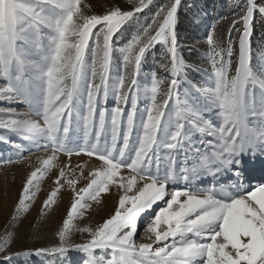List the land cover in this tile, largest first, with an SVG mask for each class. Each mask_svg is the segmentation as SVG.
I'll return each instance as SVG.
<instances>
[{
  "label": "snow or ice",
  "instance_id": "snow-or-ice-1",
  "mask_svg": "<svg viewBox=\"0 0 264 264\" xmlns=\"http://www.w3.org/2000/svg\"><path fill=\"white\" fill-rule=\"evenodd\" d=\"M41 3L64 9L65 15L51 20L42 13ZM154 3L155 0H125L121 5L104 0V11L95 14L94 6L82 0H0V77L6 82L5 87H0V101H26L31 80L44 82V106L39 118L30 109H8L2 113L6 118H0V129L26 138L37 152L44 149V155L37 156L32 165L34 170L24 177L10 222L0 233L3 264H12L14 259L10 248L19 239L15 231L19 214L28 210L27 202L34 199L33 188L38 187V180L53 170H58L53 180L55 187L41 210L50 208L65 186L70 190V207L56 232L58 245L29 255L63 254L74 249L88 254L85 264H264V183L248 187L244 184L246 179H264V106L258 112H250L247 107L248 88L258 84L264 89V75L251 68L252 21L257 11L264 16V2L244 0L242 8L233 15L227 41L214 31L206 37L211 48L210 78L215 86L205 89L204 95L222 108L221 125L214 126L200 111L184 115L178 104L174 131L164 139L158 133L169 98L180 82L176 74L183 67L177 58L175 32L181 0H168L156 7L150 23L133 33L123 46L113 39L126 23ZM237 25H242L243 30L235 41L231 32ZM43 27L54 30L55 36L50 63L41 69L28 55L27 41L31 30ZM237 43L238 64L231 70ZM157 44L164 48L165 61L171 57V68L167 62L159 67L164 72L171 71L173 78L168 83L167 78L153 73L150 87H142L138 76L144 57ZM114 53L122 58L123 71L113 81ZM85 68L90 69V78L83 117L84 142L78 148H70L66 137L71 125V104ZM142 95L150 104L144 109L146 118L138 119ZM109 96L116 101L110 109L101 102ZM250 116L258 117V122L251 124ZM184 120L201 133L202 139L205 134L212 138L205 140L208 150L195 152L191 168L185 167L182 172L173 169L171 155L163 174L159 167L155 172L150 170L154 158L159 165L161 147L171 153L182 146V141L190 139L191 129L186 131ZM0 140L6 137L0 136ZM15 147L18 160H0V169L16 162L28 163L20 154V145ZM61 155H86L89 162L69 167L71 160L65 164L59 159ZM223 172L234 178V183L229 184L234 191L221 187V198L214 187H169L181 178L189 182L201 175ZM80 182L82 187H78ZM109 197L113 210L107 218L95 227L76 228V217L94 205L102 208ZM150 211L154 215L141 226L142 215ZM74 228L88 233L87 242L71 243ZM138 230H142L141 238L151 243L137 244ZM109 249L119 253V259L106 261L93 255L94 250ZM136 255L143 261L131 260Z\"/></svg>",
  "mask_w": 264,
  "mask_h": 264
},
{
  "label": "rangeland",
  "instance_id": "rangeland-1",
  "mask_svg": "<svg viewBox=\"0 0 264 264\" xmlns=\"http://www.w3.org/2000/svg\"><path fill=\"white\" fill-rule=\"evenodd\" d=\"M189 1V5H186L187 11H189L186 16L188 25L185 28L187 29L189 26L190 28L181 35L180 41L177 39V58L183 64L181 70L176 74V79L180 82L175 89L174 95L169 98V103L165 108V117L162 119V127L158 133L160 139L166 138L174 131L173 121L176 119L178 104L182 114L185 113L187 115L190 112H194L199 104V100L205 97L204 90L215 86L214 79L210 78L212 75L211 48L207 44L206 37L209 35L210 31L215 29L216 19L219 16V12L225 8L224 4L227 6H239V9H241L244 4V0H203L195 2L196 4L192 6V0ZM224 1L227 3L223 4ZM82 2L93 5L95 14H102L104 11V0H82ZM114 2L120 3L121 5L125 4V0H114ZM167 2L168 0H155L154 5L150 9H145L143 12L139 13L137 17H134L124 25L113 37L114 41L120 46L128 43L133 33L150 23L155 8ZM261 2H263V0H257V3ZM40 9L45 16L53 21L60 20L65 15L64 9H60L48 3H41ZM259 19H262L264 24V16H261L257 11L254 13L252 30L253 23L255 20ZM237 29L234 28L232 30L233 34L231 35L233 36L232 39L235 41H238L239 33L243 30L242 25H237ZM54 36V30L47 27L34 28L29 32L27 52L30 59L38 62L41 69L46 68L50 63L52 40ZM217 51H219V49H217ZM238 55L239 47L237 43L232 56L231 70H235L237 67ZM114 57V64L111 70V78L113 81L123 71L122 58L120 59L119 53H114ZM227 58V55L224 54V59ZM88 60L90 63V57ZM163 62H167L169 68H171L170 55L167 61H165L164 48L162 45L157 44L144 57L141 72L138 76L142 87H150L151 74L153 73H155L158 78H167L168 83H171L173 78L171 71L164 72L159 67V64ZM251 68L254 69L256 73L264 75V38L261 39L260 43L254 48H251ZM89 78L90 69L85 68L80 88L71 104V123L75 121L74 123L76 124L75 130L71 132L69 129L67 133L66 143L70 148H78L84 142L85 129L83 117L86 112V92ZM13 83H15V81H13ZM5 86V79L0 77V87ZM16 86L19 88V84ZM166 87L167 85H165V88ZM260 94L264 95V89L258 84H253L248 88L247 95L255 97ZM101 102L109 109L116 103L112 96H109L107 101ZM148 104H150V100L142 95L138 101V119L141 117L146 118L144 109ZM16 106H20L23 109L26 108L25 110L27 111L30 109L34 116L39 118L44 106L43 80L37 78L31 80V89L30 92L27 93L26 101H14L12 103L0 101V118H6L2 117V113L8 109H15ZM99 107L100 105L98 103L97 111H99ZM129 107L130 104L126 105V109ZM250 117L251 121L258 122V117ZM72 127L74 128V126ZM72 127L70 128L72 129ZM189 136V140L182 141V146L173 150L171 153H169V150L166 148L161 147L158 152L160 157L159 165H157L154 158L152 169L150 170L155 172L157 167H159L160 173L163 174L169 165V156L171 155L173 157V169L178 173L182 172V170L189 165L194 151H200L199 145L201 144V140L199 137L195 136L193 130L190 131ZM135 137L136 132L134 131L132 137L133 141H135ZM8 140L9 141L0 140V160L12 159L17 161L18 150L15 146L20 145V154L28 163L16 162L6 169H0V233L4 231L6 224L10 222V213L14 210L24 177L27 173L34 170L32 165L36 164L37 156L44 155V149H41L39 154L26 138L19 136L15 139ZM201 148H203V146H201ZM73 156L75 157L76 155ZM82 156L87 157L86 155ZM64 163L67 164L68 161H64ZM77 164L78 163L75 162V165ZM177 167H181V169L176 170ZM57 171L53 170V172ZM53 172L45 174L38 180V187L34 186L33 188V192L35 193L34 199L27 202L28 210L26 212L22 211L19 214V220L15 224V231L19 239H17L10 248V254L14 256L12 264H85V261L88 259L87 253L74 249H69L63 254H28L34 253L37 249L50 248L58 245L59 241L56 232L58 227L62 224L63 219L66 218V210L70 207V190L65 186L57 193L55 203H53L50 208L44 211L41 210L44 200L55 187L53 183L55 179H53ZM152 212L153 211L146 212L145 215H143V218L140 219L141 226H143V220L146 215ZM101 222L98 207L95 205L93 208L85 209L83 215L76 217L74 221L76 228H84L87 226L95 227ZM76 228L72 230L70 237L71 243L80 245L87 242L90 238L88 233L78 231ZM138 233L139 234L135 237L137 244L139 243L138 238L142 230H139ZM93 255L98 258L103 257L106 261L109 259H119V253H114L113 250L110 249L104 251L94 250ZM0 264H3V262H0Z\"/></svg>",
  "mask_w": 264,
  "mask_h": 264
},
{
  "label": "bare ground",
  "instance_id": "bare-ground-1",
  "mask_svg": "<svg viewBox=\"0 0 264 264\" xmlns=\"http://www.w3.org/2000/svg\"><path fill=\"white\" fill-rule=\"evenodd\" d=\"M262 106H264V95L260 94V95L255 96V97L247 95V107H248L250 112H257V111L261 110ZM15 109L17 111H20V112L27 111V110H25L26 108L23 109L20 106H16ZM195 111H200V113L204 117V119L209 120L210 123H212L214 126L219 127L221 125V123H222V108L219 106V104H217V102L209 101L206 97H202L199 100V104L197 105ZM184 115H186V114L184 113ZM249 120H250L251 124H256L257 123L256 121H251V117H249ZM74 122L75 121H72V123L70 125V127L74 126V128L73 127H72V129L69 128L71 132L73 130H75V124L76 123H74ZM183 123L185 124L186 131L189 130V129L193 130L195 136L196 137L198 136L199 139L201 140V144L199 145L200 152L207 151L208 149H206L205 140L212 139V138L208 137L207 135H205L204 139H202L201 133H199V132L195 131L194 129H192V125L188 122V120H184ZM0 136L6 137L5 141H9L8 139H15V138L19 137L20 135L8 132L7 130H4V129H0ZM201 146H203V148H201ZM195 152H197V151H194V153ZM244 158H247V157H242V159H244ZM59 159L62 162L69 161V159H70L71 160V164L69 165V167H71L72 165H75V162H77L78 164H83L85 162H89L88 158L87 157H83V156H80L79 158L77 156H75V157L73 156L71 158L60 156ZM193 159H194V155L192 156L189 165L186 166L187 168H191ZM180 169H181V167H177L176 168V170H180ZM259 169H260V165H259V162L257 161L256 162V174L257 175H259ZM55 171H57V170H55ZM53 173H54V175H53V179H54L56 172H53ZM230 182L234 183V178L232 177L231 173L223 172V173L217 174L215 176H213L212 174L201 175V176L197 177L196 179H193V180H191L189 182H185L183 180V178H181L180 180H177L175 182L170 183L169 187H170V190L174 189L175 187H181V188H186L187 187V188H192L193 190H195V189H206V188H209V187H214L218 191V198H221L222 194L219 193V189L221 187L227 188L228 191H230V192L234 191L233 188L229 187ZM256 183H264V179L257 178L256 180H252V181H249V180L246 179L245 182H244L245 187H248V186H250L252 184H256ZM82 186H83V182H80L78 184V187H82ZM107 195L108 194H104V196H107ZM160 206H163V205H160ZM98 210H99V213H100L101 221L104 218H107V216L113 210V200H112V198L109 197L107 199L106 203H104V206L102 208H98ZM143 215H145V213ZM151 215H154V212L148 213L146 215V217L144 216L145 218L143 220V224H145L147 222V220L151 217ZM137 234H139V233H137ZM142 235H143V233H141L140 237L138 238L139 239L138 240L139 241L138 244H140V243H151V241H148L147 239H142L141 238ZM155 246L156 245H154L153 247L155 248ZM143 259H144L143 257H139L138 255L132 257L133 261L142 262Z\"/></svg>",
  "mask_w": 264,
  "mask_h": 264
},
{
  "label": "trees",
  "instance_id": "trees-1",
  "mask_svg": "<svg viewBox=\"0 0 264 264\" xmlns=\"http://www.w3.org/2000/svg\"><path fill=\"white\" fill-rule=\"evenodd\" d=\"M197 1H203V0H192L193 5H195ZM189 0H181V4L178 7V12H177V24L175 25V32L178 41H180L181 35L185 32L188 31L190 26L186 29L188 20L186 19V16L189 11H187V6L189 5ZM264 2V0H263ZM227 3L226 1L223 2ZM225 8L219 12V16L216 19V25L215 29L213 30L216 35L221 37L224 41H227L229 38V28L231 26V21L233 18V15L235 12L239 11V6H227L226 4ZM190 7V6H189ZM191 9V8H190ZM189 33V32H188ZM233 33L231 32V35ZM264 24L262 19L255 20L253 23V30H252V39H251V48H254L258 43H260V40L264 38ZM233 36H231L232 38ZM258 42V43H257Z\"/></svg>",
  "mask_w": 264,
  "mask_h": 264
}]
</instances>
